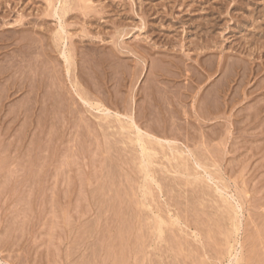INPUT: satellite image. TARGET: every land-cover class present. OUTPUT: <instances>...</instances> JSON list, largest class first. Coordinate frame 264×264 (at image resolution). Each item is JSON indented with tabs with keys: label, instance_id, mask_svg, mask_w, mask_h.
Listing matches in <instances>:
<instances>
[{
	"label": "rangeland",
	"instance_id": "374dc122",
	"mask_svg": "<svg viewBox=\"0 0 264 264\" xmlns=\"http://www.w3.org/2000/svg\"><path fill=\"white\" fill-rule=\"evenodd\" d=\"M263 42L264 0H0V264H264Z\"/></svg>",
	"mask_w": 264,
	"mask_h": 264
},
{
	"label": "bare ground",
	"instance_id": "6f19581e",
	"mask_svg": "<svg viewBox=\"0 0 264 264\" xmlns=\"http://www.w3.org/2000/svg\"><path fill=\"white\" fill-rule=\"evenodd\" d=\"M67 2H68V1H67ZM68 3H69V2H68ZM89 3H90V2H89ZM100 3H101V2H100ZM75 4H76V3H75ZM82 4H83V3H82ZM93 6H94V5H93ZM49 7H50V6H49ZM67 7H68V6H67ZM79 7H80V6H79ZM87 8H88V6H87ZM124 8H125V7H124ZM64 9H65V8H64ZM90 9H91V8H90ZM65 11H66V10H65ZM65 11H64V12H65ZM92 12H93V10H92ZM62 13H63V9H62ZM83 13H84V12H83ZM91 15H92V14H91ZM94 15H96V14H94ZM102 17H103V16H102ZM98 18H99V17H98ZM261 21H262V20H261ZM179 23H180V22H179ZM255 23H256V22H255ZM108 24H109V23H108ZM113 26H114V25H113ZM123 26H124V25H123ZM254 26H255V25H254ZM18 31H19V30H18ZM99 31H100V30H99ZM113 31H114V30H113ZM9 32H10V31H9ZM97 33H98V32H97ZM13 34H14V33H13ZM25 35H26V34H25ZM261 35H262V34H261ZM58 36H59V35H58ZM229 36H230V35H229ZM31 37H32V36H31ZM62 37H63V36H62ZM56 38H57V36H56ZM40 39H41V38H40ZM61 40H62V39H61ZM61 40H60V41H61ZM113 40H114V39H113ZM140 40H141V39H140ZM26 41H27V40H26ZM33 41H35V40H33ZM41 41H42V40H41ZM55 41H56V40H55ZM170 41H171V40H170ZM56 42H57V41H56ZM20 43H21V42H20ZM26 43H28V42H26ZM26 43H25V44H26ZM39 43H40V42H39ZM153 43H154V42H153ZM234 43H235V42H234ZM259 43H260V42H259ZM263 43H264V42H263ZM12 44H13V43H12ZM148 45H149V44H148ZM261 45H262V44H261ZM263 45H264V44H263ZM28 46H29V45H28ZM30 46H31V45H30ZM87 46H88V45H87ZM132 46H133V45H132ZM149 46H150V45H149ZM179 46H180V45H179ZM182 46H183V45H182ZM188 46H189V45H188ZM37 47H38V46H37ZM140 47H141V46H140ZM152 47H153V46H152ZM234 47H236V46H234ZM29 48H30V47H29ZM51 48H52V47H51ZM72 48H73V47H72ZM85 48H86V47H85ZM91 48H92V47H91ZM98 48H99V47H98ZM100 48H101V46H100ZM159 48H160V47H159ZM32 49H34V48H32ZM78 49H79V48H78ZM209 49H210V48H209ZM20 50H21V49H20ZM29 50H30V49H29ZM45 50H46V49H45ZM99 50H100V49H99ZM152 50H153V49H152ZM159 50H160V49H159ZM168 50H169V49H168ZM172 50H173V49H172ZM182 50H183V48H182ZM250 50H251V49H250ZM145 51H146V50H145ZM26 52H27V51H26ZM29 52H30V51H29ZM43 52H44V51H43ZM49 52H50V51H49ZM49 52H48V53H49ZM74 52H75V51H74ZM112 52H113V51H112ZM254 52H255V51H254ZM23 53H24V52H23ZM48 53H47V54H48ZM66 53H67V52H66ZM92 53H93V52H92ZM166 53H167V52H166ZM205 53H206V52H205ZM80 54H81V53H80ZM111 54H112V53H111ZM29 55H30V54H29ZM32 55H33V54H32ZM45 55H46V52H45ZM104 55H105V54H104ZM256 55H258V54H256ZM256 55H255V56H256ZM22 56H23V55H22ZM80 56H81V55H80ZM102 56H103V55H102ZM166 56H167V55H166ZM42 57H43V56H42ZM45 57H46V56H45ZM111 57H112V56H111ZM148 57H149V56H148ZM167 57H168V56H167ZM171 57H172V56H171ZM99 58H101V57H99ZM103 58H104V57H103ZM31 59H32V58H31ZM33 59H34V58H33ZM36 59H37V58H36ZM44 59H45V58H44ZM44 59H42V60H44ZM111 59H112V58H111ZM119 59H120V58H119ZM171 59H172V58H171ZM173 59H174V58H173ZM105 60H106V59H105ZM107 60H108V59H107ZM163 60H164V59H163ZM176 60H177V59H176ZM261 60H262V59H261ZM11 61H12V60H11ZM28 61H29V60H28ZM44 61H45V63H46L47 60H44ZM159 61H160V60H159ZM177 61H178V60H177ZM239 61H241V60H239ZM17 62H18V61H17ZM23 62H24V61H23ZM42 62H43V61H42ZM70 62H71V61H70ZM119 62H120V61H119ZM34 63H35V62H34ZM49 63H50V62H49ZM60 63H61V62H60ZM68 63H69V62H68ZM80 63H81V62H80ZM108 63H110V62H108ZM155 63H157V62H155ZM179 63H181V62H179ZM219 63H220V62H219ZM263 63H264V62H263ZM12 64H13V63H12ZM56 64H57V63H56ZM99 64H100V63H99ZM118 64H119V63H118ZM162 64H163V63H162ZM115 65H116V64H115ZM121 65H122V64H121ZM156 65H157V64H156ZM166 65H168V64H166ZM192 65H193V64H192ZM260 65H261V64H260ZM18 66H19V65H18ZM29 66H30V65H29ZM43 66H44V65H43ZM47 66H48V65H47ZM98 66H99V65H98ZM106 66H107V65H106ZM113 66H114V65H113ZM125 66H126V68H127V64H126ZM128 66H129V64H128ZM245 66H247V65L245 64ZM70 67H71V66H70ZM95 67H96V66H95ZM157 67H159V66H157ZM182 67H183V66H182ZM218 67H219V66H218ZM236 67H237V66L235 65V68H236ZM242 67H243V66H242ZM5 68H6V67H5ZM67 68H68V67H67ZM90 68H91V67H90ZM121 68H122V66H121ZM124 68H125V67H124ZM129 68H130V67H129ZM161 68H162V67H161ZM166 68H167V67H166ZM166 68H165L164 71H166ZM169 68H170V66H169ZM188 68H190V67H188ZM188 68H187V69H188ZM232 68H233V67H232ZM232 68H231V71L234 70V69L232 70ZM257 68L259 69V67H257ZM59 69H60V68H59ZM105 69H106V68H105ZM110 69H111V68H110ZM156 69H157V68H156ZM170 69H171V68H170ZM187 69H186V70H187ZM242 69H243V68H242ZM260 69H261V68H260ZM40 70H41V69H40ZM46 70H47V69H46ZM54 70H55V69H54ZM85 70H86V69H85ZM96 70H98V68H97ZM128 70H129V69H128ZM180 70H181V69H180ZM191 70H192V69H191ZM254 70H255V69H254ZM31 71H32V70H31ZM93 71H94V70H93ZM115 71H116V70H115ZM122 71H123V70H122ZM157 71H158V70H157ZM162 71H163V70H162ZM169 71H170V70H169ZM243 71H244V70H243ZM243 71H242V72H243ZM255 71H256V70H255ZM1 72H2V70H1ZM3 72H4V70H3ZM52 72H53V71H52ZM59 72H60V70H59ZM95 72H96V71H95ZM126 72H127V71H126ZM176 72H177V71H176ZM195 72H196V71H195ZM205 72H206V71H205ZM234 72H236V71H234ZM263 72H264V71H263ZM57 73H58V72H57ZM90 73H91V72H90ZM115 73H117V72H115ZM119 73H120V72H119ZM136 73H137V72H136ZM138 73H139V72H138ZM138 73H137V74H138ZM150 73H151V72H150ZM156 73H157V72H156ZM160 73H161V72H160ZM163 73H164V72H163ZM165 73H166V72H165ZM42 74H43V73H42ZM51 74H52V73H51ZM55 74H56V73H55ZM121 74H122V73H121ZM121 74H120V75H121ZM134 74H135V73H134ZM152 74H153V73H152ZM181 74H182V73H181ZM236 74H237V73H236ZM245 74H246V73H245ZM254 74H255V73H254ZM256 74H257V72H256ZM36 75H37V74H36ZM91 75H92V74H91ZM116 75H117V74H116ZM127 75H128V74H127ZM138 75H139V74H138ZM158 75H159V74H158ZM174 75H175V74H174ZM194 75H195V74H194ZM200 75H202V74H200ZM258 75H259V74H258ZM258 75H257V76H258ZM89 76H90V74H89ZM131 76H132V75H131ZM152 76H153V75H152ZM154 76H155V75H154ZM164 76H165V75H164ZM169 76H170V74H169ZM203 76H204V75H203ZM255 76H256V75H255ZM15 77H16V76H15ZM31 77H32V76H31ZM42 77H43V76H42ZM51 77H52V76H51ZM98 77H99V76H98ZM106 77H107V76H106ZM173 77H174V76H173ZM186 77H187V76H186ZM186 77H185V78H186ZM236 77H238V76H236ZM249 77H250V76H249ZM54 78H55V77H54ZM84 78H85V77H84ZM88 78H89V77H88ZM202 78H203V77H202ZM263 78H264V77H263ZM39 79H40V78H39ZM44 79H45V78H44ZM44 79H43V80H44ZM177 79H178V78H177ZM19 80H20V79H19ZM55 80H56V78H55ZM121 80H123V79H121ZM133 80H134V79H133ZM150 80H151V79H150ZM196 80H197V79H196ZM221 80H222V79H221ZM223 80H224V79H223ZM258 80H259V79H258ZM260 80H261V79H260ZM123 81H124V80H123ZM151 81H152V80H151ZM219 81H220V80H219ZM219 81H218V82H219ZM30 82H31V81H30ZM30 82H29V84H30ZM110 82H111V81H110ZM159 82H161V81H159ZM220 82H221V81H220ZM231 82H232V81H231ZM49 83H50V82H49ZM90 83H91V82H90ZM96 83H97V82H96ZM112 83H113V82H112ZM221 83H223V82H221ZM251 83H252V82H251ZM251 83H250V84H251ZM33 84H34V83H33ZM35 84H36V83H35ZM102 84H103V83H102ZM115 84H116V83H115ZM128 84H129V83H128ZM173 84H174V83H173ZM188 84H189V83H188ZM191 84H192V83H191ZM198 84H199V83H198ZM217 84H218V83H217ZM233 84H234V83H233ZM255 84H256V83H255ZM257 84H258V83H257ZM66 85H67V84H66ZM95 85H96V84H95ZM95 85H94V86H95ZM98 85H101V84H98ZM153 85H154V84H153ZM155 85H156V83H155ZM157 85H158V84H157ZM222 85H224V84H222ZM225 85H226V84H225ZM225 85H224V87H225ZM245 85H246V84H245ZM251 85H252V84H251ZM262 85H264V84H262ZM18 86H19V85H18ZM28 86H29V85H28ZM89 86H90V85H89ZM123 86H124V85H123ZM133 86H134V85H133ZM150 86H151V85H150ZM150 86H149V87H150ZM178 86H179V85H178ZM178 86H177V87H178ZM186 86H187V85H186ZM191 86H192V85H191ZM227 86H228V85H227ZM34 87H35V86H34ZM55 87H56V86H55ZM58 87H59V86H58ZM147 87H148V86H147ZM181 87L183 88V86H181ZM244 87H245V86H244ZM254 87H255V86H254ZM260 87H261V86H259V89H260ZM142 88H143V87H142ZM191 88H194V87H191ZM219 88H220V87H219ZM230 88H231V87H230ZM92 89H93V88H92ZM99 89H100V88H99ZM118 89H119V88H118ZM150 89H151V88H150ZM155 89H156V87H155ZM158 89H160V88H158ZM168 89H170V88H168ZM214 89H215V87H214ZM234 89H235V88H234ZM93 90H94V89H93ZM141 90H142V89H141ZM178 90H180V88H179ZM210 90H211V89H210ZM216 90H217V89H216ZM255 90H257V89H255ZM46 91H47V89H46ZM49 91H50V90H49ZM102 91H103V90H102ZM155 91H156V90H155ZM167 91H168V90H167ZM190 91H191V90H190ZM195 91H196V90H195ZM218 91H219V90H218ZM33 92H34V91H33ZM56 92H57V91H56ZM64 92H65V91H64ZM118 92H119V91H118ZM153 92H154V91H153ZM153 92H152V93H153ZM176 92H177V91H176ZM178 92H179V91H178ZM180 92H181V91H180ZM215 92H217V91H215ZM249 92H250V91H249ZM58 93H59V92H58ZM113 93H114V92H113ZM150 93H151V91H150ZM150 93H149V94H150ZM157 93H160V92H157ZM157 93H156V94H157ZM162 93H163V92H162ZM169 93H170V92H169ZM182 93H183V92H182ZM237 93H238V92H237ZM251 93H252V92H251ZM254 93H255V92H254ZM254 93H253V94H254ZM120 94H121V93H120ZM153 94H154V93H153ZM153 94H152V96L154 97ZM156 94H155V95H156ZM165 94H167V97H166V98H168V96H169L168 93L166 92ZM165 94H164V95H165ZM226 94H227V93H226ZM59 95H60V94H59ZM69 95H70V94H69ZM82 95H83V94H82ZM103 95H104V94H103ZM117 95H118V94H117ZM159 95H160V94H159ZM173 95H175V94H173ZM192 95H193V94H192ZM209 95H210V94H209ZM246 95H248V94H246ZM41 96H42V95H41ZM52 96H53V95H52ZM52 96H50V97H52ZM60 96H61V95H60ZM62 96H63V95H62ZM120 96H121V95H120ZM149 96L151 97V95H149ZM183 96H184V95H183ZM216 96H217V95H216ZM235 96H236V95H235ZM243 96H244V95H243ZM80 97H81V96H80ZM171 97H172V96H171ZM179 97H180V96H179ZM186 97H188V96H186ZM232 97H233V96H232ZM237 97H239V96H237ZM57 98H58V97H57ZM66 98H67V97H66ZM66 98H65V99H66ZM95 98H96V97H95ZM151 98H152V97H151ZM157 98H158V97H157ZM159 98H162V97H159ZM44 99H45V98H44ZM53 99H54V98H53ZM65 99H64V100H65ZM154 99H156V97H154ZM164 99H165V98H164ZM224 99H225V96H224ZM232 99H233V98H232ZM249 99H250V98H249ZM61 100H63V99H61ZM120 100H121V98H120ZM151 100H153V99H151ZM161 100H163V99H161ZM161 100H160V101H161ZM208 100H209V99H208ZM230 100H231V99H230ZM230 100H229V101H230ZM256 100H257V99H256ZM80 101H81V100H80ZM163 101H164V100H163ZM188 101H189V100H188ZM211 101H212V100H211ZM49 102H50V101H49ZM59 102H60V100H59ZM71 102H72V101H71ZM83 102H84V101H83ZM153 102H154V104H155V102H156V104H159L158 100L153 101ZM157 102H158V103H157ZM164 102H165V101H164ZM170 102H171V101H170ZM215 102H216V101H215ZM232 102H233V101H232ZM259 102H260V101H259ZM24 103H25V102H24ZM208 103H209V102H208ZM256 103H257V102H256ZM263 103H264V102H263ZM3 104H4V103H3ZM32 104H33V103H32ZM127 104H128V103H127ZM156 104H155V106H156ZM173 104H174V103H173ZM181 104H182V103H181ZM42 105H43V104H42ZM57 105H59V104H57ZM162 105H164V104H162ZM162 105H161V102H160V105H159V106H161V108L163 107L162 109H164V112H166L165 110H167V107H166V106H162ZM174 105H175V104H174ZM179 105H180V104H179ZM251 105H252V104H251ZM254 105H255V103H254ZM46 106H47V105H46ZM249 106H250V105H249ZM256 106H257V105H256ZM261 106H263V105H261ZM13 107H14V106H13ZM18 107H19V106H17V108H18ZM33 107H34V106H33ZM144 107H145V106H144ZM232 107H233V106H232ZM64 108H65V107H64ZM64 108H63V109H64ZM95 108H96V107H95ZM141 108H142V107H141ZM141 108H140V110H142ZM165 108H166V109H165ZM253 108H255V107L253 106ZM258 108L260 109L259 106H258ZM262 108H263V107H262ZM22 109H23V108H22ZM147 109H148V108H147ZM162 109H161V110H162ZM32 110H33V109H32ZM56 110H57V109H56ZM64 110H65V109H64ZM152 110H153V109H152ZM173 110H174V109H173ZM256 110H258V109H256ZM37 111H38V110H37ZM57 111H58V110H57ZM157 111H158V110H157ZM248 111H249V110H248ZM14 112H15V111H14ZM141 112H142V111H141ZM145 112H146V111H145ZM158 112H159V111H158ZM167 112H168V111H167ZM183 112H184V111H183ZM183 112H182V113H183ZM129 113H130V112H129ZM148 113H149V112H148ZM150 113H151V112H150ZM155 113H156V112H155ZM169 113H170V112H169ZM174 113H175V112H174ZM179 113H180V112H179ZM22 114H23V113H22ZM159 114H160V113H159ZM162 114H163V113H162ZM176 114H177V113H176ZM8 115H9V113H8ZM10 115H11V114H10ZM147 115H148V114H147ZM147 115H146V113L144 114V116H146V117H147ZM165 115H166V114H165ZM168 115H169V114H168ZM172 115H173V113H172ZM186 115H187V114H186ZM236 115H237V114H236ZM251 115H252V114H251ZM47 116H48V115H47ZM57 116H58V115H57ZM149 116H150V115H149ZM159 116H160V115H159ZM159 116H157V117H159ZM181 116H182V115H181ZM261 116H262V115H261ZM261 116H260V117H261ZM77 117H78V116H77ZM119 117H121V116L119 115ZM154 117H155V116H154ZM154 117H152V118H154ZM161 117H162V116H161ZM161 117H160L159 120L162 119ZM179 117H180V116H179ZM6 118H7V117H6ZM84 118H85V117H84ZM87 118H88V117H87ZM149 118H151V117H149ZM152 118H151V119H152ZM172 118L175 119V117H172ZM257 118H258V117H257ZM137 119H138V118H137ZM156 119H157V118H154V120H156ZM174 119L172 120L173 122H174ZM210 119H212V118H210ZM6 120H7V119H6ZM38 120H39V119H38ZM130 120H131V119H130ZM132 120H133V119H132ZM139 120H140V119H139ZM157 120H158V119H157ZM157 120H156V121H157ZM159 120H158V122H160ZM170 120H171V119H170ZM71 121H72V120H71ZM87 121H88V119H87ZM168 121H169V120H168ZM254 121H255V120H254ZM23 122H25V121H23ZM58 122H59V121H58ZM60 122H61V121H60ZM83 122H84V121H83ZM85 122H86V121H85ZM89 122H90V120H89ZM158 122H157V123H158ZM173 122H172V123H173ZM1 123H2V122H1ZM155 123H156V122H155ZM161 123H162V122H161ZM247 123H248V122H247ZM61 124H62V123H61ZM74 124H75V123H74ZM148 124H149V123H148ZM25 125H26V124H25ZM91 125H92V124H91ZM134 125H135V124H134ZM160 125H161V124H160ZM131 126H132V124H131ZM135 126H136V125H135ZM135 126H134V127H135ZM145 126H146V125H145ZM156 126H157V125H156ZM173 126H175V123H174ZM150 127H151V126H150ZM37 128H38V127H37ZM136 128H137V127H136ZM143 128H144V127H143ZM157 128H158V127H157ZM159 128H160V127H159ZM149 129H150V128H149ZM152 129H153V128H152ZM155 129H156V128H155ZM178 129H180V128H178ZM0 130H1V129H0ZM137 130H139V129H137ZM7 131H8V130H7ZM25 131H26V129H25ZM30 131H31V130H30ZM49 131H50V130H49ZM177 131H178V130H177ZM180 131H181V130H180ZM212 131H213V130H212ZM217 131H218V130H217ZM23 132H24V131H23ZM38 132H39V131H38ZM51 132H52V131H51ZM91 132H92V131H91ZM97 132H98V131H97ZM139 132H140V131H139ZM145 132H146V131H145ZM150 132H151V131H150ZM198 132H199V131H198ZM21 133H22V132H21ZM136 133H137V132H136ZM184 133H185V132H184ZM19 134H20V133H19ZM22 134H23V133H22ZM50 134H51V133H50ZM55 134H56V133H55ZM138 134H139V133H138ZM149 134H150V133H149ZM171 134H172V133H171ZM178 134H179V133H178ZM48 135H49V134H48ZM145 135H146V134H145ZM221 135H222V134H221ZM141 136H142V135H141ZM141 136H139V137H141ZM34 138H35V137H34ZM140 139H141V138H140ZM184 139H185V138H184ZM71 140H72V138H71ZM76 140H77V139H76ZM81 140H82V139H81ZM12 141H13V140H12ZM43 141H44V140H43ZM101 141H102V140H101ZM136 141H137V142H138V141H139V142H140V141H143V142L141 143V144H143V143L145 142V139H144V138H142V140L137 139ZM136 141H135V142H136ZM148 141H149V140H148ZM148 141H147V142H148ZM5 142H7V141H5ZM8 142H9V141H8ZM40 142H41V141H40ZM44 142H45V141H44ZM103 142H104V140H103ZM147 142H146V145H147ZM150 142H152L151 139H150ZM150 142H148V144H150ZM10 143H11V142H10ZM16 143H17V142H16ZM20 143H21V142H20ZM75 143H76V142H75ZM85 143H86V142H85ZM90 143H92V142H90ZM109 143H110V142H109ZM152 143H153V142H152ZM152 143H151L150 145H152ZM8 144H9V143H8ZM33 144H34V143H33ZM33 144H32V145H33ZM51 144H52V143H51ZM63 144L65 145V143H63ZM111 144H112V143H111ZM141 144H140V145H141ZM144 144H145V143H144ZM144 144H143V145H144ZM192 144H193V143H192ZM47 145H48V144H47ZM47 145H46V146H47ZM61 145H62V144H61ZM96 145H97V144H96ZM102 145H103V144H102ZM138 145H139V144H138ZM163 145H164V144H163ZM28 146H29V144H28ZM75 146H76V145H75ZM147 146L149 147V145H147ZM7 147H8V146H7ZM13 147H14V146H13ZM30 147H31V145H30ZM36 147H37V145H36ZM60 147H61V146H60ZM78 147H79V146H78ZM87 147H88V145H87ZM140 147H141V146H140ZM165 147H166V146H165ZM39 148H40V147H39ZM43 148H44V147H43ZM98 148H99V147H98ZM150 148H151V146H150ZM3 149H4V148H3ZM29 149H30V148H29ZM70 149H71V148H70ZM144 149H145V145H144V147L142 148V150H144ZM148 149H149V148H147V150H146V149H145V150L148 151ZM16 150H17V149H16ZM27 150H28V148H27ZM96 150H97V149H96ZM100 150H101V149H100ZM126 150H127V149H126ZM46 151H47V150H46ZM50 151H51V150H50ZM72 151H73V150H72ZM146 151H143V154H144ZM151 151H152V150H149L148 152H151ZM153 151H154V150H153ZM63 152H65V151H63ZM68 152H69V151H68ZM75 152H76V151H75ZM31 153H32V152H31ZM91 153H92V152H91ZM95 153H96V152H95ZM156 153H157V152H156ZM41 154H42V153H41ZM145 154H146V153H145ZM27 155H28V154H27ZM29 155H30V154H29ZM146 155H148V153H147ZM48 156H49V155H48ZM74 156H75V155H74ZM157 156H158V155H157ZM20 157H21V156H20ZM24 157H25V156H24ZM28 157H29V156H28ZM38 157H39V155H38ZM45 157H46V156H45ZM39 158H41V157H39ZM124 158H125V157H124ZM25 159H26V158H25ZM29 159H30V158H29ZM33 159H34V158H33ZM71 159H72V158H71ZM19 160H20V158H19ZM62 160H63V159H62ZM66 160H67V159H66ZM73 160H74V159H73ZM152 160H153V158H152ZM148 161H150V160H148ZM151 162H152V161H151ZM20 163H21V162H20ZM44 163H45V162H44ZM64 163H65V162H64ZM147 163H148V162H147ZM45 165H46V164H45ZM65 165H66V164H65ZM20 166H21V165H20ZM114 166H115V165H114ZM41 167H42V166H41ZM59 167H60V166H59ZM45 168H46V167H45ZM52 168H53V167H52ZM25 169H26V168H25ZM56 169H57V168H56ZM121 169H122V168H121ZM49 171H50V170H49ZM113 171H114V170H113ZM10 172H11V171H10ZM17 173H18V172H17ZM38 173H39V172H38ZM113 173H114V172H113ZM11 175H12V174H11ZM19 175H20V174H19ZM23 175H24V174H23ZM42 175H43V174H42ZM12 176H13V175H12ZM17 176H18V175H17ZM34 176H35V175H34ZM47 176H48V174H47ZM30 177H31V176H30ZM15 179H16V178H15ZM28 181H29V180H28ZM160 184H161V183H160ZM34 185H35V184H34ZM35 187H36V186H35ZM25 188H26V187H25ZM35 189H36V188H35ZM40 191H41V190H40ZM55 193H56V192H55ZM13 194H14V193H13ZM31 194H32V193H31ZM16 195H17V194H16ZM32 195H33V194H32ZM39 196H40V195H39ZM24 197H25V196H24ZM41 198H42V197H41ZM27 199H28V198H27ZM64 201H65V200H64ZM35 202H36V201H35ZM52 203H53V202H52ZM67 211H68V210H67ZM65 214H66V213H65ZM131 228H132V227H131ZM71 232H72V231H71ZM262 252H263V251H262ZM260 254H261V253H260ZM260 257H261V256H260ZM263 257H264V256H263ZM259 260H260V259H259ZM257 263H258V262H257ZM260 263H261V262H260ZM258 264H259V263H258Z\"/></svg>",
	"mask_w": 264,
	"mask_h": 264
}]
</instances>
